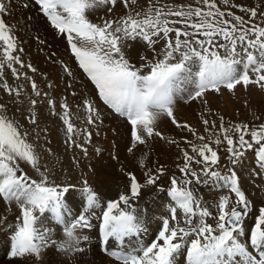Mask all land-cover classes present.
<instances>
[{
    "label": "snow or ice",
    "instance_id": "snow-or-ice-1",
    "mask_svg": "<svg viewBox=\"0 0 264 264\" xmlns=\"http://www.w3.org/2000/svg\"><path fill=\"white\" fill-rule=\"evenodd\" d=\"M34 2L65 37L94 93H85L73 106L68 96L62 101L54 98L27 72L20 71L27 68L35 73L37 69L21 59L23 48L18 47L15 30L5 20L12 0H0V90L11 102H0V199L9 209L15 205L19 211L12 226L11 257L19 258L22 264H42L50 249L64 255L83 251L81 245L90 240L83 233L96 227L93 221H97L105 251L116 264H177L180 255L184 264H264V207L258 209L254 226L246 233L245 220L253 205L236 170L251 151L252 182L264 192V121L256 124L261 120L256 114L251 122H226L224 115L209 107L208 99L209 93L223 95L225 91L234 96L240 87L264 92V0L255 5L235 0ZM61 68L70 81L75 80L68 64L61 62ZM6 69L22 83H9ZM25 84H30L35 98L28 96L27 107L20 110L27 113L24 120L34 126L31 129L9 112L11 105L25 104ZM46 87L54 91L56 85L49 82ZM66 88L72 89L73 84L68 82ZM70 95L76 97L77 91ZM96 98L130 126L126 152L133 156L142 152L137 161L141 177L121 167L126 190L103 203L89 182V175H95L94 167L89 163L84 171L82 164L90 159L89 146L97 155L102 151L93 144L90 130L103 123ZM40 100L45 101L49 114L61 121L65 146L79 149V155L74 154L70 161L80 170L77 183L68 179L57 183L50 178L53 167L42 163L44 157L35 141L42 135L46 140L48 129L39 123ZM179 100L199 102L204 134L177 119ZM81 109L84 119L78 126L74 121L81 119ZM162 118L199 143L186 136L177 140L165 135L159 128ZM154 138L179 150V175L168 176L167 214L154 217L156 234L145 243L148 220L137 210V203L148 187L165 191L159 181L168 174L163 164L149 161ZM222 144H226L227 163H222L219 154ZM48 153L52 154L51 149ZM21 162L34 169L39 179L28 175ZM201 183H211L225 193L211 208L195 192L193 185ZM73 190L80 191L86 206L83 213L68 221L70 210L65 199ZM97 209L101 210L99 215ZM46 212L64 226L62 240L53 237L51 228L41 226ZM7 219L0 216V223ZM109 241L114 242V248L107 247Z\"/></svg>",
    "mask_w": 264,
    "mask_h": 264
},
{
    "label": "bare ground",
    "instance_id": "bare-ground-1",
    "mask_svg": "<svg viewBox=\"0 0 264 264\" xmlns=\"http://www.w3.org/2000/svg\"><path fill=\"white\" fill-rule=\"evenodd\" d=\"M5 20L15 30V35L18 37L19 41L18 47L23 48V52L20 53L21 59L26 64H31L37 69L35 73L30 72V70L27 68L20 69V71L32 74L33 79H35L42 91L50 92L54 98H59L61 101L63 100L64 96H68L69 103L73 106L85 93L88 95H92L94 93V87L84 76L82 70L78 69L74 58L71 56L65 37L58 34L57 30H55L50 25V22L42 15L39 6L34 1L12 0L10 14L5 16ZM133 59H135L134 53ZM47 60L53 62L48 68L45 66L49 63ZM61 62L68 64L69 67L72 68L75 75V80L70 81V78H68L63 73ZM10 75V71L6 69L5 76L9 83H22V81H15L13 77H10ZM49 82H52L56 85L54 91L46 87L47 83ZM68 82L73 84L72 89L66 88ZM73 90L77 91L76 97H72L70 95L71 91ZM25 91L31 92L30 84H25ZM31 95L34 97V94ZM180 102H182V100H180ZM96 104L101 111L103 123L99 124L98 127L90 128V130H92L94 133L93 144L99 146L102 151L99 155H97L95 154L93 148L89 146L90 159L82 161V164L85 165V167H83L84 171H87L86 165L89 163L94 167L95 175H89V182L97 191L99 190L98 192L100 193L101 201L103 203L108 199L116 198L119 191L126 190L127 180L120 171L121 167L125 171H133L138 177H141V171L138 167L137 161L142 155V152L137 151L135 156L128 154L126 152L128 144H120L118 141L117 143L119 144H116L117 146L107 145L108 141L110 142L114 139L112 136L114 135L113 132L118 133L117 125L127 122L125 119L112 114V112L106 106H104L98 100V98H96ZM189 105L190 111H187V113L180 112L181 106L178 101L177 109L175 110L177 119L181 122L189 123L195 127L199 133L204 134L203 127L199 121V110H201L199 102H192ZM37 107L38 113H40V109H42L45 117L50 116L44 100H40V103L37 105ZM80 116V120L74 121L78 126L82 124L84 119L82 109L80 110ZM55 124L56 125H54V127L56 131H60L62 134L63 129L61 126V121L58 119V117L57 121H55ZM159 128L170 138L180 140L182 137L186 136L189 139L195 141V138L192 137L190 133H187L186 131L182 132L179 129H176L167 118H162ZM96 132H99V134H104L106 137L109 135V140L98 139V135L95 134ZM48 134L50 135L48 137L49 144H46V146L48 149H51V155H49L48 149L46 148V150H40L42 141H35L37 143V151L41 152L44 157L42 163L53 167L54 173L60 175L59 181L62 182L65 179H69L70 182L77 183L80 170L76 169L70 163V161L74 154L79 155V149H68L63 143L64 135L60 134V137L57 138L55 136L54 130ZM195 142L199 143V141ZM181 146L185 147L183 143H181ZM178 155L179 150L175 147L169 148V146L164 141H160L158 138L153 139L152 150L149 155L150 162L156 161L159 164H163L166 168H171L172 166H176V163L178 162L176 158ZM251 156V153H248V162H250L249 158ZM113 157H116L117 159H113ZM242 167L243 166L237 168V172L241 176V182L244 189L248 191L247 185L249 181L253 180L254 178L250 173L253 172L254 168L253 166L249 169ZM160 187L163 188V186ZM193 187L198 197H200L203 203L208 205L210 208L211 205L217 201L220 195L225 194L224 192H217L220 190L217 187H214L211 183H201L199 185L194 184ZM167 188L168 187L164 188L165 191H158L155 187H148L147 189L143 190V194L137 203V210L142 212L148 220L147 226L149 228V232L143 237L145 243L150 242L156 234L155 230L158 222L154 220V217L167 214L164 209V206L169 203V198L166 194ZM262 198L264 199V196ZM65 203L67 208L70 210L69 214L66 216L68 221L74 219V217H76L78 214L83 213L84 207L86 206L85 198L78 190L71 191L67 195ZM252 208L254 209V207ZM100 211V209L96 210L97 215L100 214ZM0 216L8 217L5 223H0V264H22L19 258H12L10 256V242L13 232L12 226H14L17 222L16 217L19 216V211L15 205H12L9 209L7 202L0 199ZM41 221L42 227L52 229L53 237L55 239L62 240L64 238L63 227L53 222L51 213L46 212L44 216L41 217ZM249 221L254 222V219L250 215L245 220L246 225L244 226L246 233L250 227L254 226V223L250 225ZM93 223L97 226L91 230H85L83 233L90 237L89 242L83 243L81 245L83 251L64 255L56 252L53 249H50L44 254V260L42 261V264H116V261H114L112 257L102 253V248L100 246L101 240L98 233V222L93 221ZM107 247L109 249L114 248V242L109 241ZM177 264H184L183 255H180L177 258Z\"/></svg>",
    "mask_w": 264,
    "mask_h": 264
},
{
    "label": "rangeland",
    "instance_id": "rangeland-1",
    "mask_svg": "<svg viewBox=\"0 0 264 264\" xmlns=\"http://www.w3.org/2000/svg\"><path fill=\"white\" fill-rule=\"evenodd\" d=\"M178 2H179V0H178ZM235 2L236 3H242V4H245V5H255V4L259 3V0H235ZM233 11H236V14H241V13H239L238 10H233ZM49 48H50V46H49ZM47 50H49V49H47ZM48 61L49 60H47V62ZM47 62H46V64H47ZM50 62L51 61H49L48 65H45L44 63L43 64L46 66V68H48L53 63V62H51V64H50ZM28 75L33 78L32 74H28ZM10 77H12V75H10ZM238 92H239V94H238ZM30 93H31L30 91L29 92L25 91V94L23 96V99L25 100V104L24 105H11L10 109H9L10 114H14L16 116V118L20 119L21 122L25 124V127L29 128V129H31L34 126H31V125L27 124L26 120H24V116L27 115V113H23L22 114L20 109H21V107H27V98H28V96H30L32 94V93L31 94ZM208 97H209L208 99L210 101L209 107L213 110V112H219L220 114L224 115L226 122L227 121H231L233 123H237V122H251V121H253V118H254V116L256 114L261 115V120L260 121H255L256 124L260 123L261 121H264V92L260 91L259 89L255 88V87H250V89L248 91H245L242 87H240V88L237 89V91H236L234 96L232 94L227 93L225 91L223 93V95L209 93ZM33 98H35V97H33ZM5 101H8L9 103H11L9 101V98L7 97V95L3 92V90H0V102H5ZM246 102H247V107L245 106ZM179 104L181 106L180 107L181 108L180 112L187 113V111H190V108H189L190 105L189 104H184V102L183 101L180 102V100H179ZM176 109H177V107H176ZM200 111L201 110H199V113H200ZM38 115H39V123H40L41 127H44V128L48 129L47 139L45 140L43 135H42L41 139L39 140L40 142L42 141L41 143H42L43 147L40 148V150L42 151V149H44V150L48 149L46 144L47 145L49 144L48 143V141H49L48 137L50 136L48 134L49 132L54 130L55 131V136L57 138L60 137L61 133H60V131H56V129L54 127V125H56L55 121H57V117L56 116L50 115L49 117L48 116L45 117V114H43L42 109H40V113H38ZM117 129H118V133L117 132H113L114 135H112V136H113L114 139L111 140L110 142L108 141L107 145H115V146H117L116 144H119V143L120 144H124L125 143V145L129 143L130 126L127 123H120V124L117 125ZM61 135H64V132H62ZM99 135H100V137H99ZM99 135L97 136L98 139L109 140V135H107V137H106V135L101 134V133ZM29 139L30 140H34V136L30 135ZM117 141L119 143H117ZM225 148H226V144H222L220 146V148H219V154L222 157V163H227V161H226V155L227 154L225 152ZM248 153H251V155H252L251 151H249ZM248 153L246 154L247 156H248ZM46 155H47V152H46ZM249 160H250V162H248L247 159L244 160L242 166L245 167V168H248V169L252 168V166L254 168L253 155L249 158ZM21 167L32 178L39 179V176L36 173V171L34 169H32L29 165L21 162ZM194 167L198 168V166H195V165H194ZM239 167H241V166H239ZM239 167H237V168H239ZM222 172H226V169H222ZM248 172H250V171H248ZM173 173L179 175L176 166H172L171 168H168V174L165 175L159 181V185L163 186V188L168 187V183H169L168 176H170ZM59 176L60 175L54 173V175L52 177H50V178L54 179L57 183H60L61 181H59ZM203 179H206V178L202 177V180ZM252 181L253 180L249 181V183L247 185V190L248 191H246V194L249 196L250 200L252 201V205L254 207V209L252 208V211L249 213V215L253 219H255V217L258 215V211L257 210L260 207H264V201H263L264 199L262 198L264 196V192L262 193L258 188H256ZM101 182H103V181H101ZM259 182L260 181L258 179H256V183H259ZM217 192L222 193L221 191H217ZM254 194H255V196H254ZM260 196H262V197H260ZM249 223H250V225H252L254 222H250L249 221ZM247 224H248V222H247ZM245 225H246V223H245Z\"/></svg>",
    "mask_w": 264,
    "mask_h": 264
}]
</instances>
